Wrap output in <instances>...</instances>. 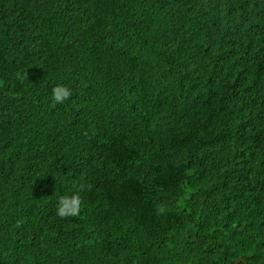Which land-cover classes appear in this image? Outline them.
Returning <instances> with one entry per match:
<instances>
[{"label":"trees","instance_id":"1","mask_svg":"<svg viewBox=\"0 0 264 264\" xmlns=\"http://www.w3.org/2000/svg\"><path fill=\"white\" fill-rule=\"evenodd\" d=\"M262 82L264 0H0V264H264Z\"/></svg>","mask_w":264,"mask_h":264},{"label":"clouds","instance_id":"2","mask_svg":"<svg viewBox=\"0 0 264 264\" xmlns=\"http://www.w3.org/2000/svg\"><path fill=\"white\" fill-rule=\"evenodd\" d=\"M263 89H264V82H262ZM71 95V91L68 87L64 85H58L53 88L51 97L53 103H61L65 99H67ZM264 96V95H263ZM261 127H264V123H262ZM79 197L72 196L71 199L65 194L58 197L57 207H56V214L58 216H66V215H75L78 211L79 206Z\"/></svg>","mask_w":264,"mask_h":264},{"label":"water","instance_id":"3","mask_svg":"<svg viewBox=\"0 0 264 264\" xmlns=\"http://www.w3.org/2000/svg\"><path fill=\"white\" fill-rule=\"evenodd\" d=\"M243 262L246 263V261H245L243 258H238V259L235 261V264H240V263H243Z\"/></svg>","mask_w":264,"mask_h":264},{"label":"rangeland","instance_id":"4","mask_svg":"<svg viewBox=\"0 0 264 264\" xmlns=\"http://www.w3.org/2000/svg\"><path fill=\"white\" fill-rule=\"evenodd\" d=\"M80 213H85L88 215V212L86 210H82L81 207L79 208V211H78V214H80Z\"/></svg>","mask_w":264,"mask_h":264}]
</instances>
